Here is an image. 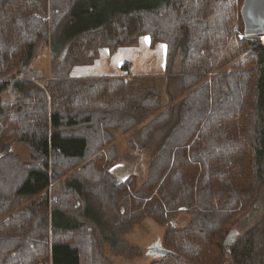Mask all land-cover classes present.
<instances>
[{"label": "trees", "instance_id": "1", "mask_svg": "<svg viewBox=\"0 0 264 264\" xmlns=\"http://www.w3.org/2000/svg\"><path fill=\"white\" fill-rule=\"evenodd\" d=\"M242 3L0 0V264H115L103 243L123 254L145 219L173 254L149 264H264V208L234 236L264 200V52ZM141 38L164 45L158 86L63 71ZM42 46L46 81L24 75ZM118 133L151 152L141 184L113 173Z\"/></svg>", "mask_w": 264, "mask_h": 264}, {"label": "rangeland", "instance_id": "2", "mask_svg": "<svg viewBox=\"0 0 264 264\" xmlns=\"http://www.w3.org/2000/svg\"><path fill=\"white\" fill-rule=\"evenodd\" d=\"M157 46L161 47L159 49H163L164 51V45L161 44ZM158 54H160V50H155L153 52V55L155 57H157ZM48 56L49 55L47 47H43L42 49H40L30 67L24 72V75L34 78H51L52 70L50 68L51 65ZM176 61H178V58L176 59ZM156 70L163 71V66H160L157 69L155 68L154 72H156ZM63 71L69 72L71 71V68H64ZM153 77H157L155 80L158 86L161 83L163 74ZM174 89L177 90L176 87H172V91ZM160 93L162 95L163 102L165 103V89L160 91ZM1 98L12 100L14 97L9 93H5L1 96ZM177 101L178 99L176 100V102ZM129 140H133L131 139V137H129V135L125 136L118 133L115 136L117 166L113 170V173L119 176V179L123 178L125 175L135 176L138 182L141 184L146 179L147 165L151 158V152L145 151L141 148L139 149V147L131 148V146H129ZM12 150L14 154H17L24 159L28 157L29 149L24 145L13 143ZM263 208L264 200L260 199L258 205L255 207L254 212L248 214L246 216V219L234 228V236L236 237V239L241 237L252 227V225L260 217L259 214ZM187 217L188 216L183 212L179 215L180 226H182L186 222L185 220L187 219ZM164 230L165 227L159 226L153 220L145 219L140 224L134 226V228H132L127 234L123 236L122 239L126 242V244L122 248L123 254L115 253V251L110 247L108 243H103V250L115 264H149L153 259H157L160 257L156 254L149 253V250L153 245H161Z\"/></svg>", "mask_w": 264, "mask_h": 264}, {"label": "crops", "instance_id": "3", "mask_svg": "<svg viewBox=\"0 0 264 264\" xmlns=\"http://www.w3.org/2000/svg\"><path fill=\"white\" fill-rule=\"evenodd\" d=\"M159 48L161 47L155 46L151 49L149 40L147 38H141L136 46L118 49L113 54L107 51H100L98 58L92 64L73 67L70 71V77L84 79L105 76L126 77V73L130 77H153L161 75L164 73L163 71L156 70L154 72L155 68L157 69L163 66L164 63V51ZM155 50H160V54L157 57L153 55ZM127 63L130 67L127 69L123 68ZM48 79L50 78H44L45 81ZM29 154L26 159H29ZM115 176L117 178L119 177L117 175Z\"/></svg>", "mask_w": 264, "mask_h": 264}, {"label": "water", "instance_id": "4", "mask_svg": "<svg viewBox=\"0 0 264 264\" xmlns=\"http://www.w3.org/2000/svg\"><path fill=\"white\" fill-rule=\"evenodd\" d=\"M240 18L243 25V34L245 37H256L261 40V48L264 52V0H243L240 8ZM230 236L225 240L228 244ZM149 253L158 256H172L173 254L158 245H153Z\"/></svg>", "mask_w": 264, "mask_h": 264}]
</instances>
